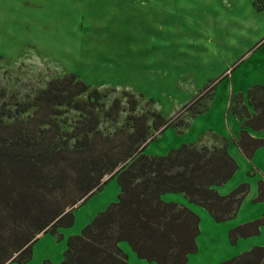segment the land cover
Returning <instances> with one entry per match:
<instances>
[{
  "label": "trees",
  "instance_id": "1",
  "mask_svg": "<svg viewBox=\"0 0 264 264\" xmlns=\"http://www.w3.org/2000/svg\"><path fill=\"white\" fill-rule=\"evenodd\" d=\"M222 79L210 84L194 104L215 91ZM82 96L86 99H77ZM107 97L74 73L51 81L28 99L0 88V264L30 261L40 234L52 233L62 240L60 228L74 225L75 206L86 203L113 178L121 188L118 203H111L80 235L69 238L61 264H130L120 247L123 241L149 262L187 264L198 250L200 217L183 204L165 201L168 193L183 194L216 222L237 215L250 185L242 183L225 195L217 190L239 168L226 137L215 134L212 145L183 144L163 156L147 154L148 145L166 128L183 134L191 125L154 112L130 116L127 122L133 133L124 131L126 140L112 144L103 138L100 121L118 114L121 102L115 99L106 111ZM136 103L134 96L128 97L132 110ZM65 107L77 113L75 125L68 124ZM230 111L242 123L239 138L233 141L252 159L264 138L252 137L247 128L264 132V85L251 86L246 96L235 94ZM261 201L264 180L259 181L255 199ZM261 226L264 215L232 229L230 240L236 244L240 238L258 235ZM239 256L245 264H264V246ZM239 256L222 264H237Z\"/></svg>",
  "mask_w": 264,
  "mask_h": 264
},
{
  "label": "rangeland",
  "instance_id": "2",
  "mask_svg": "<svg viewBox=\"0 0 264 264\" xmlns=\"http://www.w3.org/2000/svg\"><path fill=\"white\" fill-rule=\"evenodd\" d=\"M127 8H130L127 11L134 12L138 8L137 15H140L148 29L149 33L133 35L138 36L141 48L149 44L153 25L159 24L168 29L167 23H160L163 18L176 23L174 31L177 43L204 42L206 27L207 35L212 40L216 36L222 38L224 45L239 38L240 47L232 55L233 60L241 56L236 62L239 64H236L239 67L236 71L238 78L252 72L256 57L246 60L253 51L264 45V0H0V88L20 100L28 99L45 89L51 81L74 73L80 80L108 96L104 99L106 111L115 99L120 100L121 110L118 114L109 118L101 115L99 128L104 133L103 138H108L112 144L113 141L120 144L126 140L127 134L133 133V125L128 127L127 122L130 116L159 112L175 123L178 119L191 122L192 116L198 111L203 110L205 113L212 101L209 97H214L213 89L205 99L194 104L201 95L190 99L189 93L180 91V84L176 85L174 80H170L167 63L160 65V68L154 67L151 49L130 51L126 48L129 41L127 37L124 38V10ZM153 14L159 16L157 23ZM160 33L163 35L164 31ZM166 35L167 41L171 36ZM138 54L141 55L139 62ZM130 96L137 100L134 110L128 104ZM77 99L85 100L86 97ZM190 105L191 109H187ZM224 105L225 100L220 99L217 108L221 106L224 111ZM63 112L68 124L72 122L75 125L77 113L66 107ZM130 124H133L132 121ZM225 128L231 135L233 128L229 122H225ZM215 138V133L207 132L199 143L212 145ZM255 171L262 173L257 169ZM235 181L228 186L235 185ZM120 193L117 178L111 179L86 203L75 206L74 225L60 228V231H66L65 238L60 240L52 233L47 234L55 237L51 245L41 246L38 243L30 261L10 264H43L50 259L55 264H61L69 238L80 235L99 213L118 201ZM164 200L185 206L190 204L183 194L178 193L165 194ZM76 211L80 213L76 215ZM203 230L204 236L211 234L216 239L212 238L200 247V238L199 251L191 254L188 264H222L237 254L251 250L233 253L223 245L224 237L213 247L221 238L223 230L212 234L205 222ZM120 247L128 255L130 264H155L139 258L127 241L121 242Z\"/></svg>",
  "mask_w": 264,
  "mask_h": 264
},
{
  "label": "crops",
  "instance_id": "3",
  "mask_svg": "<svg viewBox=\"0 0 264 264\" xmlns=\"http://www.w3.org/2000/svg\"><path fill=\"white\" fill-rule=\"evenodd\" d=\"M128 9L130 8H127L126 11ZM131 9H133V7H131ZM138 10V8L135 12L134 10L127 12L124 10V38L127 37V41H129L128 47H126L128 50L139 51L151 49L153 52L152 62L154 67L158 66V68H160V65H165L167 63L170 80H174L176 85L180 84L179 90L189 93L190 99L202 95L212 82H217L219 79L223 78L216 87L213 100L210 102L208 110L193 118L190 128L185 131V133L179 134L176 129L171 127L167 128L159 135L156 141H152L148 145L146 153L158 156L166 155L171 149L178 148L183 144L200 141L207 132H213L219 136L226 137L230 141L228 151L238 163L239 168L234 176L225 185L217 187V190L220 194L225 195L235 189L236 186L242 183H248L250 185V191L242 202L237 215L233 219L224 222H216L205 208L189 202L190 204L187 206L200 217V234L196 238L197 247L200 245V238V247L202 244H206V241L212 238L216 239V236L212 237L211 234L204 236V222L206 225L210 226L212 234L217 230H223L221 238L216 241L213 247H215L218 241L223 239V237V245H226L233 253H239L249 250L250 248L252 249L253 246H264V226L260 227V233L258 235L240 238L236 244L231 242L229 236L230 230L245 223L260 219L264 215V201L255 202L259 194V181L264 180V146L260 147L255 152L252 159H248L244 155L238 143L233 141V137L236 139L239 138L242 123L230 111L232 98L235 94L243 93L246 96L247 90L251 86L256 84L264 85V45H261L253 51L246 60L248 61L252 57H256L254 59L255 63L252 65L253 74L250 71L248 76L238 78L236 77V71L239 67L236 68V64H238L236 62H238L241 56H238L237 60H233L232 55H234L236 49L240 47L239 38H236L235 42L234 40L233 42L230 40L227 45H224L222 43L223 39H219L218 36L212 40V38L207 35L208 32L206 27L204 42L184 41L177 43L175 42L176 32L174 31V25L176 23H174L172 19L166 21L165 18H163V20H160V23H167L168 29L160 27L159 24L153 25L152 37L149 40L148 47L144 45V47L141 48L140 44L138 45V36L134 37L133 35L139 34V32H143V34L149 32L140 15H137ZM159 14H161L160 11ZM153 16L156 18L157 23L159 16L156 14H153ZM188 22L190 23L189 20ZM161 30L164 31L163 35L160 33ZM166 34L172 37L167 39L168 42L165 39V36H167ZM142 42L148 43V41L145 40ZM138 57L139 62V60H141V55L138 54ZM220 99L225 100L224 111L221 109V106L217 108V103ZM225 122H229L230 126L233 128L231 129V135L226 131ZM247 131L254 138H264V132L255 131L250 128H247ZM255 169L262 173H257ZM251 173H253V175H250ZM233 180H236L235 185L228 186ZM112 190L113 187L110 188V191ZM79 213L80 212L76 211V215ZM63 230L60 232L63 238H65L66 231ZM54 239L55 237H51V235L47 236V234H42L39 240L33 245V254H35V247L38 243H41V246H46L47 244L51 245ZM199 248L197 251H199ZM192 255H189L188 263ZM49 261L55 264L51 259Z\"/></svg>",
  "mask_w": 264,
  "mask_h": 264
},
{
  "label": "snow or ice",
  "instance_id": "4",
  "mask_svg": "<svg viewBox=\"0 0 264 264\" xmlns=\"http://www.w3.org/2000/svg\"><path fill=\"white\" fill-rule=\"evenodd\" d=\"M118 203V201H117ZM101 211H103V209H101ZM122 246H125L126 245H122ZM239 256V254H237ZM237 264H245V258L243 256H239V260L237 261Z\"/></svg>",
  "mask_w": 264,
  "mask_h": 264
}]
</instances>
